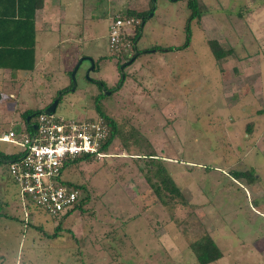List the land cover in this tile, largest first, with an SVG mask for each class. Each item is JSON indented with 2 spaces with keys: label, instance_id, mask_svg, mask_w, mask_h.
Returning <instances> with one entry per match:
<instances>
[{
  "label": "rangeland",
  "instance_id": "1",
  "mask_svg": "<svg viewBox=\"0 0 264 264\" xmlns=\"http://www.w3.org/2000/svg\"><path fill=\"white\" fill-rule=\"evenodd\" d=\"M196 4L200 15L189 20L187 0H43L38 68L17 97L2 98L0 133L23 131V112L44 109L60 90L55 116H96L99 96L121 130L104 156L64 170L87 199L52 239L62 218L22 206L0 161V264H198L191 244L205 236L221 252L210 264H264V0ZM126 11L150 13L121 83L130 58L111 55L108 25ZM211 41L232 55L217 63ZM83 57L96 69L80 64L71 91ZM19 149L0 142L1 155ZM148 154L182 199L162 192L159 203Z\"/></svg>",
  "mask_w": 264,
  "mask_h": 264
},
{
  "label": "built area",
  "instance_id": "2",
  "mask_svg": "<svg viewBox=\"0 0 264 264\" xmlns=\"http://www.w3.org/2000/svg\"><path fill=\"white\" fill-rule=\"evenodd\" d=\"M123 22L116 19L109 25L111 55L125 53L130 48L126 38L133 36V23L138 22L134 18ZM36 119L32 121L37 127L33 133L25 129L19 133L8 131L0 136V142L20 148L14 154L17 158L8 163L20 203L25 208L39 207L57 220L72 210L80 197L79 190L65 184L62 178L64 162L84 155L104 156L101 148L109 137V128L98 115L74 119L41 113Z\"/></svg>",
  "mask_w": 264,
  "mask_h": 264
},
{
  "label": "trees",
  "instance_id": "3",
  "mask_svg": "<svg viewBox=\"0 0 264 264\" xmlns=\"http://www.w3.org/2000/svg\"><path fill=\"white\" fill-rule=\"evenodd\" d=\"M43 7V0H0V68L1 69H9L11 71H22V72H30L35 68V36H36V23H35V12L37 10H41ZM187 8L190 10L191 14L189 16V20L193 19L200 15L196 0H187ZM150 13L148 12H122L121 14L115 15L111 21H115L116 19L121 20V22L125 21L127 18H134L138 23H133V31L134 35L132 37L126 38L129 42L130 48H127L125 53H122L126 58H132L135 55L138 56L139 50L136 47L138 43L143 28L145 26L146 21L148 20L147 16ZM139 18V19H138ZM141 18V19H140ZM124 23V22H123ZM125 25V24H124ZM124 25H122L124 27ZM187 40L181 46V48H185L188 46L190 42V29L187 27ZM110 29L108 26V35ZM109 40V38H108ZM125 39L123 42H127ZM209 48L212 52V55L217 63L221 60L225 59L232 55V50L225 51L222 49L216 41L209 42ZM179 49V48H176ZM173 50V49H168ZM135 53L133 54V52ZM121 54V55H122ZM96 69V68H95ZM70 74V73H69ZM62 94L65 90H60ZM57 96V95H56ZM62 99V95L59 98V102ZM99 96L95 98L94 106L95 112L98 116H101L105 124H107L109 128V137L105 140L104 145L101 148L102 152H106L108 150L109 145L120 136V128L117 124L115 118L104 114L99 105ZM43 110V109H42ZM42 110H27L23 112L22 117L24 119L25 130L28 133H33V129L30 125H28L25 121L27 116L34 115V117L38 116L42 113ZM32 120V119H31ZM249 130V129H248ZM153 169L151 172V176L147 178V182L152 188L155 196L157 197L159 203L164 204L162 192L165 195H172L178 198H181V193L179 188L175 185L172 178L166 174L165 170L161 167L159 162L155 161L156 157L153 154L147 155ZM0 158L5 160L12 161L17 158L16 155L5 156L0 154ZM91 158L89 155L81 156L80 158L65 161L62 167V174L67 167L74 165L80 159ZM235 178H240L244 176L251 177L252 172L244 173H236L234 174ZM155 178L156 182L152 183L151 179ZM65 184H69L71 187L78 189L80 193L79 200L75 207L68 211L62 219L59 221L57 227L55 228V232L49 235V239L55 238L61 227L59 226L62 223V220L65 216L73 213L75 210L81 211L83 203L87 199L84 195L81 196V193H85V188L83 186H79L76 184L65 182ZM182 199V198H181ZM192 252L195 255V259L198 264H210L212 262L217 261L221 257V252L215 246L212 239L209 236H205L204 238L195 241L191 244Z\"/></svg>",
  "mask_w": 264,
  "mask_h": 264
},
{
  "label": "crops",
  "instance_id": "4",
  "mask_svg": "<svg viewBox=\"0 0 264 264\" xmlns=\"http://www.w3.org/2000/svg\"><path fill=\"white\" fill-rule=\"evenodd\" d=\"M37 13H38V10L35 12V23H36L35 56H34L35 57V68L33 71H31V74H29L30 72L11 71L9 69L0 68V103L2 102V98H8L9 96H12L14 94L17 97V94H19V91L21 90V87H22V81L25 82L27 80V77H29L30 75H32L33 73L37 71L38 63H39L38 57H37L38 56V45H39L38 35L40 34V31L37 27V23H38ZM22 76L24 79L22 78ZM14 87L16 88L14 89ZM9 93L10 95L8 96ZM9 131H14V130L9 129ZM4 133L5 132H2L0 134H4Z\"/></svg>",
  "mask_w": 264,
  "mask_h": 264
},
{
  "label": "water",
  "instance_id": "5",
  "mask_svg": "<svg viewBox=\"0 0 264 264\" xmlns=\"http://www.w3.org/2000/svg\"><path fill=\"white\" fill-rule=\"evenodd\" d=\"M136 57H137V55H135L134 57L130 58V60H128L127 62H125V63L120 67L119 70H120V72H121L122 80L124 79V72H123V69H124L125 67H127L129 64H131V63L135 60ZM83 60H87V61H89L90 64H91V69L94 68V63H93L92 58H90V57H83V58H80V59L78 60V63L75 65V67H73V69H72V71H71V73H70V78H71V79H70V80H71V88H70V90H71V91H74V90H75V86H76L75 74H76V72H77V70H78L80 64L83 62ZM108 94H109V92H108ZM61 95H62V92H59V93L57 94V96L54 98V100L52 101V103L49 104L48 106H46V107L42 110V113H43V114H46V115L53 114V113L55 112V110H56V107H57L58 103H59V98H60ZM32 117H34V115L27 116L26 119H25V121H26V123H27L28 125H30V126L32 127V129L35 131V130H37V127H36V125H34V124L32 123V120H31ZM0 161H1L2 163H7V164L10 163L9 160H5V159H2V160H0Z\"/></svg>",
  "mask_w": 264,
  "mask_h": 264
},
{
  "label": "flooded vegetation",
  "instance_id": "6",
  "mask_svg": "<svg viewBox=\"0 0 264 264\" xmlns=\"http://www.w3.org/2000/svg\"><path fill=\"white\" fill-rule=\"evenodd\" d=\"M154 10V9H153ZM154 12V11H153ZM135 53V51L133 52V54ZM83 62H89V61H87V60H83ZM82 62V63H83ZM82 63H81V65H82ZM90 63V62H89ZM87 71V70H86ZM89 71H95V66H94V68L93 69H91V64H89V70H88V74L90 73ZM86 73V72H85ZM94 80V79H93ZM92 83L94 84V85H96L97 86V88L98 89H103V88H105L106 86H105V83L103 82V81H101V80H94V81H92ZM121 85L120 84H116V86L115 87H117V88H119ZM61 92V91H60ZM110 93V92H109ZM3 158H0V160H2Z\"/></svg>",
  "mask_w": 264,
  "mask_h": 264
},
{
  "label": "clouds",
  "instance_id": "7",
  "mask_svg": "<svg viewBox=\"0 0 264 264\" xmlns=\"http://www.w3.org/2000/svg\"><path fill=\"white\" fill-rule=\"evenodd\" d=\"M110 24H111V23H110ZM110 24H109V25H110ZM109 25H108V26H109ZM133 35H134V34H133ZM136 58H137V57H136ZM136 58H135V59H136ZM128 59H129V58H128ZM93 62H94V61H93ZM133 62H134V61H133ZM94 66H95V65H94ZM125 68H126V67H125ZM125 68H124V69H125ZM124 69H123V72H124ZM120 74H121V72H120ZM124 79H125V73H124ZM124 79L122 80V76H121V83L124 81ZM59 92H60V91H59ZM53 114H54V113H53Z\"/></svg>",
  "mask_w": 264,
  "mask_h": 264
}]
</instances>
